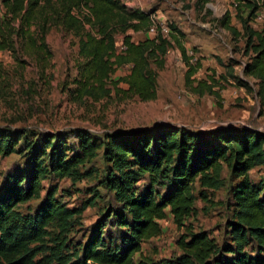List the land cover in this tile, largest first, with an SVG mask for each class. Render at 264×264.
Listing matches in <instances>:
<instances>
[{
    "label": "trees",
    "instance_id": "16d2710c",
    "mask_svg": "<svg viewBox=\"0 0 264 264\" xmlns=\"http://www.w3.org/2000/svg\"><path fill=\"white\" fill-rule=\"evenodd\" d=\"M0 54L19 48L50 55L47 36L54 29L78 41L79 99L94 101L136 97L143 102L158 97V71L164 69L170 48L182 53L188 70L186 86L192 93L220 98L223 82L215 73L209 80L193 77L201 63L191 62L184 34L170 24L169 37L161 29L156 35L134 42L127 35L147 31L150 15L130 12L120 0H2ZM235 17L242 30L232 25V14L222 26L235 44L245 40L244 75L256 81L264 107V22L255 21L262 6L258 0H233ZM124 35L118 51L116 36ZM231 61L228 75L239 86L247 84L235 75ZM127 68L125 75L113 76ZM221 79L228 81L225 76ZM216 80V81H215ZM127 88H121L120 85ZM218 87V91L215 88ZM76 139L73 145L68 141ZM102 151L104 162L100 187L81 208H69L48 195L36 213L17 209L41 195L44 179H72L94 162ZM20 156L0 189V264H154L142 255V244L161 233L160 221L169 209L173 221L187 233L178 240L181 254L171 264H264V185L254 183L249 173L264 166V132L252 128H227L211 133L185 127L157 125L132 133H106L100 137L86 130L68 134L32 133L0 127V158ZM227 167L232 184L228 193L231 217L223 239L187 225L195 211V184L200 198L211 203L209 191L226 186ZM86 175H92L89 170ZM105 202L103 214L90 228L81 248H68L73 221L87 208ZM55 224L56 233L49 227ZM85 230V229H84ZM140 254V256H138Z\"/></svg>",
    "mask_w": 264,
    "mask_h": 264
},
{
    "label": "rangeland",
    "instance_id": "374dc122",
    "mask_svg": "<svg viewBox=\"0 0 264 264\" xmlns=\"http://www.w3.org/2000/svg\"><path fill=\"white\" fill-rule=\"evenodd\" d=\"M2 0H0V13ZM134 13L139 11L150 15L151 25L147 31L127 35L134 42L156 35L161 29L169 37L170 24H174L183 34V43L191 62L199 61L201 69L193 77L196 80H209L215 77L223 82L220 98L205 94H194L186 86L185 75L188 70L182 53L176 47L170 48L165 57L164 69L158 71V97L154 101L143 102L136 97L110 98L94 101L84 97L79 99L75 80L78 76V41L60 29L54 28L47 36L50 55H37L19 48L15 53L0 54V127L24 129L34 134H68L72 130H86L97 136L106 133H132L152 129L157 125L185 127L196 131L211 133L227 128H252L264 132V107L257 95L256 81L244 75V65L248 56L244 55L245 40L235 44L231 34L222 26V18L227 12L232 14V25L242 30L235 17L233 0H120ZM260 13H264L263 11ZM256 27L262 23L255 22ZM124 35L116 36L118 51L123 48ZM231 61L235 62V75L247 86H239L229 77ZM127 68L117 75H125ZM225 76L228 81L221 79ZM215 80V81H216ZM127 88L126 85H120ZM218 87L215 88L218 91ZM76 139L71 137V146ZM102 151L96 159L72 179H44L41 195L26 204L19 205L23 214L36 213L45 201L49 190L55 198L69 208H81L84 202L100 192L104 200L110 197L100 187L104 162ZM20 156L13 154L0 158V189L6 174L20 163ZM92 175H86V172ZM254 183L264 185V166L249 173ZM223 177L226 186L218 191H209L211 203L200 198L202 190L199 181L195 184L196 211L187 220L194 231H207L218 241L223 239L224 228L231 217L229 187L232 184L227 167ZM264 187V186H263ZM105 202L87 208L81 217L73 221L68 236V248H81L90 228L103 214ZM161 233L142 244V255L152 259L154 264H171L182 252L178 240L187 233V228H179L167 209V218L160 221ZM85 229V230H84ZM51 233L57 232L55 224L49 227ZM140 256V254H138Z\"/></svg>",
    "mask_w": 264,
    "mask_h": 264
},
{
    "label": "built area",
    "instance_id": "2783aa9c",
    "mask_svg": "<svg viewBox=\"0 0 264 264\" xmlns=\"http://www.w3.org/2000/svg\"><path fill=\"white\" fill-rule=\"evenodd\" d=\"M258 3H259V5L262 6V11L264 12V0H258ZM255 22L263 23L264 22V13H259V15L256 18V21Z\"/></svg>",
    "mask_w": 264,
    "mask_h": 264
},
{
    "label": "crops",
    "instance_id": "0c3cea01",
    "mask_svg": "<svg viewBox=\"0 0 264 264\" xmlns=\"http://www.w3.org/2000/svg\"><path fill=\"white\" fill-rule=\"evenodd\" d=\"M143 250V249H142Z\"/></svg>",
    "mask_w": 264,
    "mask_h": 264
}]
</instances>
